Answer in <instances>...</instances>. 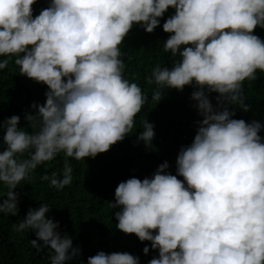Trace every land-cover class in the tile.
Here are the masks:
<instances>
[{"label":"clouds","instance_id":"9594fccd","mask_svg":"<svg viewBox=\"0 0 264 264\" xmlns=\"http://www.w3.org/2000/svg\"><path fill=\"white\" fill-rule=\"evenodd\" d=\"M36 2L0 0V70L13 60L19 74L47 85L45 102L24 113L27 127L18 114L0 122V213H19L14 189L38 166L60 154L95 158L132 131L148 96L125 77L120 46L135 26L152 33L163 19V49L174 59L146 78L157 85L151 99L191 86L201 119L180 146L176 174L165 160L151 176L118 183L116 227L151 242L143 253L158 255L147 264H264V121L234 118L237 107L251 110L244 82L264 72V37L254 31L264 29V0H48L34 15ZM142 129L137 140L150 147L154 124L146 119ZM41 179L70 185V160ZM50 209L29 207L15 230L34 232L29 243L51 264H140L128 251L99 250L85 261Z\"/></svg>","mask_w":264,"mask_h":264},{"label":"trees","instance_id":"16d2710c","mask_svg":"<svg viewBox=\"0 0 264 264\" xmlns=\"http://www.w3.org/2000/svg\"><path fill=\"white\" fill-rule=\"evenodd\" d=\"M47 6L48 0H37L33 5L34 15ZM172 11L170 9L165 18ZM162 23L163 19L161 26L152 33L135 26L120 46L125 53V77L138 83L148 96V102L135 117L132 131L95 158L86 157L77 161L60 154L38 166L31 174V180L20 182L14 189L20 193L19 213H0V264H51L46 249L37 252L29 243L30 239H36L34 232L15 230V225L23 220L29 207H38L40 203L51 207L47 215L60 222L62 234L67 232L72 236L73 245L81 247V258L85 261L99 250L128 251L140 257V264H147L148 260L158 255V251L152 249L148 254L143 253L145 244L150 245V241L141 242L136 234H125L116 227L118 220L113 215L116 209L111 207L110 202L115 198L119 182L131 176L141 179L151 176L165 160L170 164L167 171L176 174L175 161L180 146L191 143L196 129L194 122L201 119L191 106V86H185L183 91L160 89L161 100L156 102L151 99L157 85L154 82L149 84L146 78L156 65L170 67L174 59L170 52L163 49L164 40L170 34L163 31ZM254 31L264 37V29L259 26ZM257 76L254 81L244 82L245 102L251 105V110L244 112L237 107L234 118L264 121V72L258 71ZM46 89L47 85L19 74L18 66L10 60L8 67L0 70V122L5 117L18 114L21 116L20 126H24L27 123L23 118L25 111H32L30 106L33 101L45 102ZM215 95L211 94L214 104ZM146 119L154 124L155 131L150 147L137 140ZM2 136L3 131L0 130V150L4 147ZM65 159L71 162L73 181L58 190L41 177L53 172L62 173ZM5 191L6 186L0 182V197Z\"/></svg>","mask_w":264,"mask_h":264}]
</instances>
